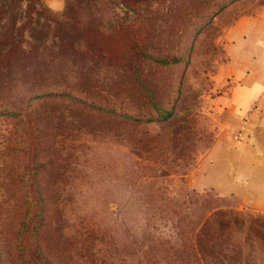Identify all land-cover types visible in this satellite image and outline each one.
<instances>
[{"label": "rangeland", "instance_id": "obj_1", "mask_svg": "<svg viewBox=\"0 0 264 264\" xmlns=\"http://www.w3.org/2000/svg\"><path fill=\"white\" fill-rule=\"evenodd\" d=\"M140 1L137 14L116 10V21L133 25L154 58L181 56V64L164 68L139 60L127 70L123 63L105 68L78 57L64 61L70 83L82 81L114 111L82 95L55 99L23 87L35 72H52L62 62L57 57L38 55L17 70L19 55H13L9 71L1 70L7 86H0V264H164L144 238L170 232L149 220L147 209L192 202L182 188L209 192L194 190L190 176L221 119L214 99L225 86L216 87L214 76L224 57L222 32L260 0L224 1L223 10L216 7L222 0ZM39 2L0 0L10 14L0 17V33L16 19L24 29L14 45L47 46L48 34L38 42L33 33L37 20L47 21V12L36 16ZM152 103L171 116L163 122L125 116L151 110ZM237 210L264 223L263 215ZM25 214L36 215L30 232H24ZM233 230L231 242L242 251L238 263L264 264L262 237Z\"/></svg>", "mask_w": 264, "mask_h": 264}, {"label": "trees", "instance_id": "obj_2", "mask_svg": "<svg viewBox=\"0 0 264 264\" xmlns=\"http://www.w3.org/2000/svg\"><path fill=\"white\" fill-rule=\"evenodd\" d=\"M64 1L65 6L60 13L49 10L42 0L35 11L38 18L47 12V21L40 23L37 20L38 29L33 32L38 42L42 40L40 37L42 34H48L51 42L47 46L42 41L39 42V45L32 46L28 50L22 45L20 46L21 43L14 45V35L17 33V36L22 37L24 24L17 26L16 19L12 21L9 19L0 33V72L5 69L9 71L10 64L13 65L11 62L13 55H19L18 60L14 62L17 63V70H24L25 63L31 58L37 59L38 55L57 57L62 62L78 57L83 62H90L97 67L105 68L123 63L127 70H130L133 64L139 60H150L164 68L182 63L181 56L168 55L154 58L142 47V38L138 36L140 32L133 31V25L124 24L123 19L121 22L116 21V10H124L126 15L127 13L137 14L136 4L141 3L140 0H115L112 3L114 7L112 5L110 7V3L106 0ZM224 1L229 0H222L216 7L223 10ZM211 11L214 13L216 10L212 9ZM5 15H8L9 18L10 14L0 8V17ZM138 17L141 15L138 14ZM44 28H47L46 31H43ZM62 62L52 72L45 69L43 72H35L30 76L28 84L23 87L25 89L33 87L31 88L33 94L55 99L82 95L88 103L102 104L101 107H108L110 111H114L113 104L107 99L93 98L82 81L79 82L74 77L76 81L71 84L70 79L73 80L71 72L65 68V62ZM44 74H49V76ZM26 75L28 74L26 73ZM6 81L0 77V86L6 87ZM13 87H16V83L11 84L9 90ZM0 93L3 94V90ZM1 105H3V99L0 98V109H2ZM8 109L11 111L14 108L9 106ZM125 116L128 120H137L141 116H148L147 119L151 121L163 122L171 116V110L152 103L151 110L138 112L134 116L127 114ZM213 140L214 137L210 145ZM211 191L198 193L192 190L186 192L185 188H182L184 198H190L192 202L188 200L180 205H158L147 209L149 220H156L163 225V228L168 227L166 231L170 232L168 236H156L149 233L144 238L147 241L148 249L153 254L162 256L161 261L164 264H240L238 261L242 257V251L234 242H231V235L236 231L233 229L236 228H240L243 234L253 233V235L260 236L264 242V223H260L257 217L246 216L237 210L238 202L233 197L220 196L214 191L212 194ZM214 197L219 201L230 198L234 202L233 206L217 205L213 202ZM249 213L251 212L249 211ZM26 217L27 214H25ZM35 217L36 215H30L24 221V232L33 230L35 227L33 223L36 222ZM147 220L145 218V222L148 223ZM253 223H257V228ZM150 226L154 229L153 225ZM249 247H252V244ZM168 249L172 252H168Z\"/></svg>", "mask_w": 264, "mask_h": 264}, {"label": "crops", "instance_id": "obj_3", "mask_svg": "<svg viewBox=\"0 0 264 264\" xmlns=\"http://www.w3.org/2000/svg\"><path fill=\"white\" fill-rule=\"evenodd\" d=\"M52 12L63 0H42ZM223 60L214 81L218 130L191 173V187L233 197L239 208L264 216V0L222 32Z\"/></svg>", "mask_w": 264, "mask_h": 264}]
</instances>
